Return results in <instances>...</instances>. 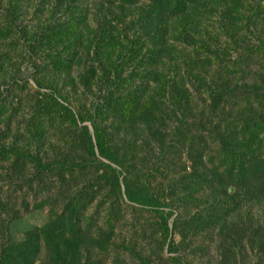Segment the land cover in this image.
Wrapping results in <instances>:
<instances>
[{"label":"trees","instance_id":"1","mask_svg":"<svg viewBox=\"0 0 264 264\" xmlns=\"http://www.w3.org/2000/svg\"><path fill=\"white\" fill-rule=\"evenodd\" d=\"M4 2L0 39L13 38L3 44L13 47L22 36L30 56L40 53L32 60L41 66L33 77L38 89L20 134L40 140L51 128L58 133L57 143L77 152V158L43 157L13 141H0V158L11 169L30 162L32 177L45 189L32 207H50L42 223L23 229L19 237L6 228L0 264H34L42 249L39 264H90L91 251L118 246L148 264L131 244L110 239L107 230L124 200L153 213L171 263L195 264L183 260V251L205 229L217 231L218 264L242 258L243 243L250 252L255 248L251 264L264 263V67L251 82L238 84L227 76L241 53L264 50V38L240 45L235 59H225L200 31L201 16L218 12L234 42L237 20L243 16L248 25L263 0H107L92 26L82 0H52L47 19L30 30L19 26V0ZM125 3L134 5L128 20ZM248 7L251 14H246ZM118 22L132 35L121 33ZM175 42L189 47L179 60ZM64 85L92 93L89 107L73 108ZM200 88L209 101L194 110L191 92ZM242 95L246 101L239 103ZM5 98L0 88V121L7 125ZM229 99L233 102L226 106ZM206 135L215 144L213 154ZM154 148L156 157L150 158ZM142 152L149 162L138 174ZM174 158L180 166L168 174L167 184L152 185L149 176L168 169ZM94 199L95 206L104 204L106 228H92L97 211L85 212ZM188 203L194 206L191 212L174 213V206ZM252 205L259 208L256 216Z\"/></svg>","mask_w":264,"mask_h":264},{"label":"rangeland","instance_id":"2","mask_svg":"<svg viewBox=\"0 0 264 264\" xmlns=\"http://www.w3.org/2000/svg\"><path fill=\"white\" fill-rule=\"evenodd\" d=\"M247 1L249 3L254 2V0ZM51 2L52 0H19L21 6L19 26L30 30L41 21L46 20ZM106 3L107 0H82L83 10L85 9V20L90 26L94 25L96 15ZM139 3L135 2L138 5ZM4 4L5 2L2 0L0 3V20L2 19ZM124 5L128 6L126 9H122L124 13L126 12V20H128L131 17L134 5L126 3ZM251 9L248 7L246 14H251ZM240 17L237 20L239 29L237 30L236 41L234 43L228 40L225 28L221 27V23L226 24V19L221 17L218 12H206L201 16L200 31L202 32L203 39L219 56H224L223 58L225 59H235L236 54L242 52L239 48L240 45L249 46L256 43L257 38H264V6L257 16L254 10L252 11L251 20H254L253 24L250 20L248 25H244L245 18L243 16ZM118 28L121 33L127 36H131L133 33V30L130 27L124 26L122 22H118ZM11 38L13 37L9 36L0 39V62L2 63L0 66V88H3V95L7 101L5 114H9L7 125L3 121L5 119L0 121V141L2 143L13 141L17 145L25 146L30 151L38 152L43 157H49L55 153L66 158H77V152L67 147L66 144L57 143L56 138L58 133L51 128L40 140H27L25 135L20 134L23 121L28 115L33 93L38 89L33 77L40 73L41 66H34L32 60L36 61L35 57L40 53L36 52L30 56L26 45L27 41L22 36L17 37L13 47L12 45L3 44V42L9 41ZM175 43L179 51V54L176 55V60H179V58H183V54L189 50V47L187 45L183 47L182 43L179 42ZM3 52L7 56L6 60H2L4 57ZM261 67H264V50L253 51L247 55L241 53V57L227 72L229 73L227 76L238 84L251 82L255 77L256 70ZM75 72L76 70L74 69L70 73L74 74ZM13 80L19 83V85L12 82ZM186 84L188 85L187 82ZM189 87L191 86L189 85ZM96 88L93 86L92 90H96L98 93ZM63 90H68L65 92L73 108L89 107L93 98L92 93L83 92L80 87L72 88L69 85H64ZM208 101L205 97V92L201 91V88L199 91L192 90L190 104L194 107V110L204 108ZM244 101L246 99L242 95L238 102L243 103ZM232 102L233 99H229L225 104L227 106ZM216 115L220 116L218 113ZM201 118V122L206 121V118ZM206 132L204 129L203 133ZM211 140V136L206 135L207 149L213 154L215 144ZM149 156L150 158L156 157L155 148ZM138 159L136 164L138 168L135 171L141 174V172H145L144 170L148 166L149 161H147L148 158L144 152L141 153ZM8 165L7 160L0 158V240L5 237L7 230L12 237H19L23 229L42 223L47 218L50 208L49 205H43L40 208L32 207L33 202L44 195L45 189L38 183L36 176L32 177L31 163L26 162L18 169H11ZM179 166L180 162L174 158L168 169H159V171H154L149 176L151 184L165 186L168 182V174L179 169ZM97 199L91 202L85 212L97 211L94 213L96 219L93 221L92 228L98 225L106 228V223H103L105 218L103 217L105 211L104 204L98 203L95 206ZM173 208L174 213H183L185 211L191 212L194 206L188 203L184 207L174 206ZM250 210L254 216L259 212L257 205H252ZM114 215L115 220L113 221L114 225L112 229L110 231L105 229L109 232L110 239L113 242L116 244L120 242L127 245L131 244L136 251L146 255L148 264H177L171 263L168 258L169 252L166 250V242H163L158 235L156 226L153 223L154 215L151 211L137 204L130 206L129 202L124 200L119 203L118 208L114 211ZM245 218H248V215L244 216L243 219ZM215 230L210 231L209 229H205L201 233L192 236L188 245L184 248L183 260L195 264H218L221 255L217 248L219 240L217 231ZM173 237L174 239L178 238L176 234ZM254 249L250 252L247 244L243 243V257H239L234 264H251L253 259L252 251ZM43 258L44 250L42 249L38 260L34 264H39ZM90 264H140V261L127 248L118 246L106 252L91 251ZM223 264H233L232 257Z\"/></svg>","mask_w":264,"mask_h":264}]
</instances>
